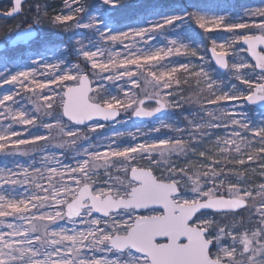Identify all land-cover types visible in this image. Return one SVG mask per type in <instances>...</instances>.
<instances>
[{
	"label": "snow or ice",
	"instance_id": "1",
	"mask_svg": "<svg viewBox=\"0 0 264 264\" xmlns=\"http://www.w3.org/2000/svg\"><path fill=\"white\" fill-rule=\"evenodd\" d=\"M25 2L12 0L0 15H19ZM118 3L102 0L112 8ZM65 9L52 23L91 33L73 45L90 73L64 59H33L34 67L10 75L0 71V87L14 86L0 94V156L11 158L0 163V264H264V182L247 181L249 162H260L264 176V118L253 122L235 103L264 108V7L245 8L234 18L183 10L118 32L82 0H65ZM36 12L32 23L21 21L14 30L15 41L34 38L39 5ZM191 22L205 33L231 34L213 40L212 60L244 88L214 77L198 47L183 37L149 43L154 34L180 32ZM253 28L259 34L248 31ZM117 43L120 51L109 46ZM173 56L200 63L173 62ZM140 78L143 95L134 91ZM182 83H194V98L183 95ZM185 104L198 107L185 115L184 127L164 119ZM129 112L128 119L151 121L147 133L89 135L105 128L101 120L126 123L117 118ZM41 125L46 134L33 135L30 129ZM217 129L224 134L215 135ZM162 130L178 135H151ZM125 135L135 143L121 146ZM19 156L31 159L22 163ZM174 156L197 160L180 167ZM101 170L108 176L102 184L94 180ZM113 170L123 177L113 178Z\"/></svg>",
	"mask_w": 264,
	"mask_h": 264
},
{
	"label": "rangeland",
	"instance_id": "2",
	"mask_svg": "<svg viewBox=\"0 0 264 264\" xmlns=\"http://www.w3.org/2000/svg\"><path fill=\"white\" fill-rule=\"evenodd\" d=\"M1 1V0H0ZM11 1V0H10ZM143 0H119L118 5L115 8H112L111 6H105L102 4V0H82L83 5L88 9L89 12H91L93 15H100L105 14V18L108 20L110 27L113 29L114 32L118 31H128V29L131 28H137L141 26H146V22L149 20L156 21L159 19L160 14H182L183 10L185 9H178L179 4L176 0L172 1H166V0H152V2L147 6L143 8L136 9ZM70 2V0H69ZM37 5L40 7L41 11V17L42 22L39 25L35 26V29L37 31L36 37L31 40L29 43L24 45L22 49L14 50V52H8L5 50L0 51V71H3L5 68L7 71L5 72V75L14 74L21 70H28L31 67H34L32 65L31 60H43L47 63H56L59 59H64L67 61H70V63H77L79 62L81 64V70L82 71H88L91 72V68L89 64H86L83 62L82 58L79 60L73 53V45L75 43V40L80 38L82 35L91 36V33H89L85 29H73L70 31H65L63 27L56 26L52 23V20L55 15L59 14L61 11L66 10L65 9V0H27V2L23 6V11L17 16L12 23L11 26L8 28L4 33L3 42L12 38V34L14 30L17 28L18 25L21 24V21H25L24 27L30 23L33 22L35 19L37 12L36 8ZM257 7H264V0H243L240 3H235L233 1H222L218 5L215 6H209L206 9L199 10L203 14L207 15L208 17H212L213 15H220L224 13L230 14L233 18L239 14L242 13V11L245 8H257ZM160 9L163 10V12H158ZM144 12H139L143 11ZM32 11V12H31ZM47 12V16L44 17L43 13ZM13 19V18H12ZM47 19L50 23L51 27H48L44 24V20ZM245 19H248L245 17ZM259 21L260 18L256 17L254 18ZM57 27L54 29V27ZM5 26H3L4 29ZM27 27V26H26ZM211 27V25H209ZM251 33L259 34L258 29H249L248 30ZM155 39L153 41H150L149 43L152 44L153 47L161 46L162 44L167 43V40L174 37H183L186 42H190L193 47H198L200 55H203L205 57L203 63L204 65L210 66V68L215 69V72H213L214 77L220 80L228 81L231 79V82L236 84L239 88H244V85H241L239 81L233 79L230 77V74L227 72H221L218 70L213 62L210 59L208 49L209 47H212L213 40H216L217 42H220L222 40H227L231 38V34L224 32L222 29H215L212 32L205 33L203 29H200L194 22H191L190 25H185L183 30L180 32H177L173 29H164L163 35L160 34H154ZM137 40L139 38H136ZM87 39L84 40V43L87 44ZM125 43H129V41H125ZM110 47L114 48L116 51H120L122 49V45L117 43L115 45H109ZM242 46V45H241ZM239 47V46H238ZM243 47V46H242ZM9 50V49H7ZM247 59L249 57L246 53L243 54ZM173 62H187L189 59H191L194 63L199 64L200 61L196 57H186V56H173L172 58ZM250 60V59H249ZM41 78L42 77H38ZM149 80L151 77L148 78ZM107 83V82H106ZM122 83V82H120ZM14 86L12 85H4L3 87H0V94H3L7 92L8 90L12 89ZM109 87L112 88V91L115 93L117 89L113 87L111 84H109ZM125 87H131V85H125ZM192 87L194 88L195 85L193 83ZM146 85L143 80V78H140V87L134 89V91L140 93L143 95V90H145ZM181 89L183 90V95L186 97H193V93L184 94L186 92V89L183 86V83L181 84ZM147 90L151 91V86H147ZM192 91V89H189ZM194 98V97H193ZM26 102V101H25ZM237 111L245 113L247 117L252 120L253 122H257L264 118V110H258L253 107H249L246 105V102H235ZM243 104L241 107L240 105ZM152 107H154V102L151 103ZM227 107L231 108L233 107L232 103H229L226 105ZM195 107H198L196 105H188L185 104V108L183 110L177 109L174 110L164 116V119L166 120H175L178 122L179 126L184 127L186 124L185 121V115L189 111H192ZM60 109L57 108L56 113L54 115H59ZM131 116V113L129 112L127 115L121 114L119 116L118 120L126 121V123H112V124H105V128L99 129L97 133H89V135L93 138H95L98 135L103 136H111L114 132H133L135 133L137 128H140L143 132L147 133L148 128L151 126V123H143V124H136L132 119H128V117ZM101 123V122H100ZM84 132H87L88 129L84 127H80ZM33 135H39V134H46V131L42 125L38 128H32L30 129ZM224 130L223 129H217L215 130V135H223ZM153 137L159 136L163 138L165 135L167 136H174L178 135L175 132H172L170 130H162L160 133H152ZM146 137L141 136L139 137L140 140L145 139ZM215 137H213L214 139ZM42 146H46L44 141L38 142ZM118 143L121 146L135 143L131 140V137L125 135L123 137H120L118 140ZM212 146V142L209 141L205 143L203 146L204 148H209ZM27 147V146H25ZM31 151V149H29ZM59 151V150H57ZM11 158H5L3 156H0V163H6L10 161ZM22 163H28L31 159V156H19L16 158ZM40 157L36 156L37 162L39 161ZM173 160L180 166L185 167L186 165H189L191 163H194L197 160L196 156H190L189 159H185L183 156L177 158L173 157ZM141 165L146 166L145 161H139ZM260 162H257L256 164H252L249 162V166L247 167V181L250 184L258 185L262 182H264V176L260 175L261 169L258 167V164ZM229 167H232L231 165ZM157 175L160 174L159 170H157ZM112 176L115 178L116 176L123 177L122 172H117L116 170L112 171ZM108 179V176L104 174L103 170H101V173L99 176L94 177V180L102 182L104 180ZM244 216L247 215L246 212L243 214ZM228 223H231V219H228ZM71 227V225H69ZM99 255V254H98Z\"/></svg>",
	"mask_w": 264,
	"mask_h": 264
},
{
	"label": "trees",
	"instance_id": "3",
	"mask_svg": "<svg viewBox=\"0 0 264 264\" xmlns=\"http://www.w3.org/2000/svg\"><path fill=\"white\" fill-rule=\"evenodd\" d=\"M176 1L179 4V8L178 9H185V10H188V11H193V10H203V9L208 8L209 6L212 7V6L218 5L222 1H226V2L233 1L235 3H240L243 0H176ZM151 2H152V0H143L135 8L136 9H139V8L147 7ZM10 7H11V1L10 0H1L0 1V12L9 10ZM139 12H144V10L143 11H139ZM158 12H161L162 13L163 10L160 9V11H158ZM44 17H46V16H44ZM15 19L16 18L8 19V20L0 19V40L1 41L3 40L2 37L4 36V33L7 30H9L8 28L11 26V23ZM44 24L46 26H48V27H51L50 26V23L48 22L47 19L44 20ZM3 26H5L4 29H3ZM55 28H57V27L55 26L54 29ZM22 48H23V46H19V47L14 48V49H12L10 51H7L6 53H8V52H14V50H18V49H22ZM192 85L193 84H190V85L183 84L184 88L186 89V92L184 93L185 95L188 94V93H193L192 91L189 90V89H193Z\"/></svg>",
	"mask_w": 264,
	"mask_h": 264
},
{
	"label": "water",
	"instance_id": "4",
	"mask_svg": "<svg viewBox=\"0 0 264 264\" xmlns=\"http://www.w3.org/2000/svg\"><path fill=\"white\" fill-rule=\"evenodd\" d=\"M27 1V0H26ZM11 2H12V0H11ZM18 15H16V16H14V17H17ZM14 17H4L3 15H0V18H3V19H10V18H14ZM36 29H35V35H34V38L36 37ZM33 38V39H34ZM32 39V40H33ZM18 42L19 41H15L13 38H11L9 41H8V43L7 44H5V43H1L0 42V51L1 50H5L7 47H10V48H12V47H14V46H16L17 44H18ZM22 42V44H26V43H28L29 41H21ZM243 47H247L246 45H242ZM262 47H264V46H262ZM210 49H211V47H209V49H208V52H209V56H210V59H211V61L213 62V64H214V66L218 69V70H220L221 72H224V70H221V69H219L218 68V66H216L215 65V62H214V60H212V53H211V51H210ZM249 59L251 60V57H249ZM253 63H254V61H253ZM246 105L247 106H250V107H253V108H256V109H258V110H261V111H263L264 110V108H261L259 105H248L247 103H246ZM119 118V117H118ZM117 118V119H118ZM132 120L136 123V124H143V123H149V122H151V121H149V120H143V121H141V120H139V119H137V118H132ZM101 123H104V124H112V122H105V121H103V120H101L100 121ZM87 123H92V122H87ZM79 127H84L83 125H81V126H79ZM209 211H211V210H209ZM94 215H99V214H95L94 213Z\"/></svg>",
	"mask_w": 264,
	"mask_h": 264
},
{
	"label": "flooded vegetation",
	"instance_id": "5",
	"mask_svg": "<svg viewBox=\"0 0 264 264\" xmlns=\"http://www.w3.org/2000/svg\"><path fill=\"white\" fill-rule=\"evenodd\" d=\"M243 214H244V212H242V213H241V215H243ZM228 219H231V220H232V218H231V217H229Z\"/></svg>",
	"mask_w": 264,
	"mask_h": 264
}]
</instances>
